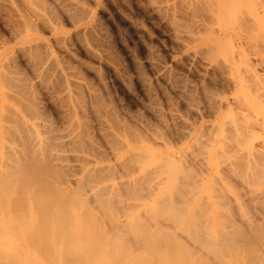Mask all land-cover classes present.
<instances>
[{"label": "rangeland", "instance_id": "obj_1", "mask_svg": "<svg viewBox=\"0 0 264 264\" xmlns=\"http://www.w3.org/2000/svg\"><path fill=\"white\" fill-rule=\"evenodd\" d=\"M242 50L243 54L247 55L252 71L255 69V76L244 70ZM249 76L251 78H248ZM258 77L261 79L258 80ZM263 83L264 0H0V161L2 155L5 162L8 160L9 163L16 164V166L10 164L13 169L10 165H6L5 168L14 173V169L18 170L15 167L18 166L19 171L16 172L22 177L24 174H30L29 170L32 168L31 173L34 176L28 178H36L39 173L40 175L46 173L49 177L52 176L50 178L51 181L54 180L52 184L68 185L69 189L73 188L75 191L77 186L78 190L84 193L85 188L94 186V183L101 184L100 180H104L107 175L109 177L106 180L125 178L135 169L133 165L140 158L137 156L138 151L144 152L151 148L161 157L165 155L172 158L174 155L173 158L180 168L185 163L191 166L190 168L184 166L182 174L179 173L177 184L180 183V186L178 190L173 189V192L176 191L172 198L173 202L177 201L175 206H183L185 201L187 204L188 201L198 202L201 200L200 197L205 195L201 198L207 199L206 211L212 208L211 211L215 213L211 214V218L225 217V222L229 223L230 218L231 220L238 218V215H234L237 214L236 210H239L237 207L240 206L241 200L244 208L241 206L242 211L240 209L238 212L255 208L256 214L249 210L250 212L247 211L248 213L244 215L249 214L252 220L250 215L252 213L253 220H256L264 209V198H259L263 202H259L258 199L259 208L254 199L256 198L254 194L259 193L261 188L263 189L260 193H264ZM248 107L250 111L247 110ZM12 114L15 115L13 118ZM241 125L243 131L239 127ZM228 127L230 131L227 130ZM239 128L243 137L237 135L239 132L237 134L234 132ZM231 130L238 137L232 134ZM249 131L251 134L252 131L255 133L250 141L246 138L250 139V134L247 133ZM221 133L224 138L226 136L225 139L221 137ZM232 135L240 140L238 142L233 139L237 143L235 146L234 142L230 141ZM225 140L227 142H223ZM221 144L223 148L220 150ZM14 145L18 147L17 149L22 148L20 150L24 153L12 150ZM218 146L222 156L218 153ZM227 146L228 149H236L235 153H231ZM226 149L231 155L235 154L231 160L238 158L236 160L240 161L239 164L236 162L232 166L233 162L230 163V159H226L231 156L229 152L230 156L226 155ZM39 151L40 155L44 156L40 164L36 162L40 161L37 157ZM170 153H173L172 156ZM214 154L222 158L225 155V159L220 158L218 161L219 164L222 163L221 166L218 165L217 170L209 173L206 163L202 162L204 159L207 161L210 156H215ZM244 155H247L246 158ZM251 155L255 156L254 160L256 159L251 165L249 161L247 165L239 159L241 157L246 160ZM252 158L250 161H253ZM16 159L18 162H15ZM4 160L1 161L3 164ZM226 160H229L228 163L233 168L229 169L231 166H226L228 164L224 162ZM2 163L0 165H3ZM87 169L91 170L88 172L91 176ZM156 170L159 169H154L155 172ZM252 172L256 175L254 176ZM202 176L208 177L210 181L201 183L198 180ZM76 178H81L82 182L80 180L76 184ZM148 178L141 183L137 182L142 186L136 191L140 193L137 195L138 201L145 199L139 195L145 196L150 189H155L154 179L149 176ZM95 179L100 182L97 183ZM216 179L221 184L218 181L217 183ZM143 182H147L148 185H144L148 191ZM84 183L86 185L82 189ZM131 184L124 185V190L127 191L129 188L128 190L132 191L127 192L132 193L137 187L134 186V182ZM138 184L135 185L139 186ZM222 184L227 187L226 190L221 187ZM249 184L250 189L247 187ZM199 186L210 189L211 198L208 194L202 195ZM187 188H190V191ZM196 189L201 191L197 196ZM120 190L123 191L121 187ZM126 191L121 193L122 196L127 193ZM177 192L179 197L176 195ZM187 192L191 195L186 194ZM229 192L232 196L228 197ZM186 197L195 199L187 201ZM91 199L89 198L87 202L94 206L95 203ZM230 201L237 202L239 206L236 203L235 206L233 202L231 204ZM223 202L226 204L221 206ZM202 203H199V206L201 205V212H204L205 207ZM123 206L124 204L122 208L119 207L120 210H124ZM217 206L219 210L221 209L218 214ZM232 209L235 212L233 214ZM258 209L261 210L258 212L259 215ZM200 214L196 218L202 221L206 215H203V218ZM248 216L242 217L246 219L243 220L247 221ZM236 220L238 224L243 223L240 218ZM242 227H239V230L245 229L247 235L248 232L249 234L254 232L252 228L250 232L248 225ZM260 231L261 234L264 233V230ZM245 233H241L243 237L251 238L252 240L248 241L255 242L253 236H245Z\"/></svg>", "mask_w": 264, "mask_h": 264}, {"label": "bare ground", "instance_id": "obj_2", "mask_svg": "<svg viewBox=\"0 0 264 264\" xmlns=\"http://www.w3.org/2000/svg\"><path fill=\"white\" fill-rule=\"evenodd\" d=\"M251 40H253V39H251ZM257 43H259V42H257ZM245 45H247V44H245ZM259 45H261V44L259 43ZM242 47H244V46H242ZM243 50H242L241 55H243V58H244L243 59L244 61L242 63V64H244V70H247L248 72H250V75H251V73H253L252 75L255 76L254 75L255 69H254V71H252V68L248 64V60L246 58L247 55L245 56L244 55L245 53L243 54ZM249 52H251V51H249ZM260 52H261V50H260ZM258 56H259V52H258ZM238 58L240 59L239 60V62H240L241 61L240 55L238 56ZM240 65H241V63H240ZM242 66H240V67L242 68ZM229 68H231V67L229 66ZM248 78H251V77L249 76ZM259 79H261V78L258 77V80ZM256 86H258V85H256ZM260 87H258V88H260ZM233 99H234V97H233ZM217 101H218V99H217ZM234 102H236V101H234ZM244 107H245V105H244ZM249 107L247 110L250 109ZM11 113H12V111H11ZM6 115H7V113H6ZM240 115H242V114H240ZM13 116H15V115L12 114V118H13ZM230 118H232V117H230ZM15 119H16V117H15ZM7 121H9V120L7 119ZM16 121H17V119H16ZM226 121H228V120H226ZM230 122H232V121H230ZM256 122H258V121H256ZM19 123L21 124V120ZM236 125H238V124H236ZM224 126H225V123H224ZM224 126H223V128H224ZM233 126L235 127V125H233ZM214 127H215V125H214ZM239 127L242 128V125ZM230 128H232V127H230ZM227 130H229V127ZM233 130H231V131L233 132ZM235 130L236 131H234V132H236V134H237L240 131V128L235 129ZM223 131H225V128ZM242 131H243V128H242ZM29 132H30V130H29ZM29 132H27V133L29 134ZM234 132L232 134H235ZM223 133H225V132H223ZM223 133H221L222 134L221 137L224 138ZM239 133L237 134L238 136L241 135V133L240 134ZM247 133L250 134V139H249V137H246V138L248 141H250L254 137L253 134H255V133H253V131H252V134L250 133V131ZM6 134H7V131H6ZM210 134L211 133H209V135ZM226 134H228V133H226ZM248 134L244 133V135H248ZM235 135L231 136V140L229 137H227V138H229L228 140L234 142L233 143L234 146L237 145V143L235 142L237 139H235L233 137ZM31 136L32 135H30L29 138ZM41 136H42V134H41ZM241 136L243 137V133ZM35 137H33V138H35ZM223 138H221V139H223ZM225 138H226V136H225ZM151 140H153V139H151ZM206 140L207 139H205V141ZM237 141L239 142L240 140H237ZM41 142H42V140H41ZM207 142H208V140H207ZM223 142H227V140H225ZM223 142H221V143L223 144ZM22 143L25 144L24 142H22ZM231 143L232 142H230V144ZM244 143H245V141H244ZM246 143H247V141H246ZM200 144H202V143L200 142ZM222 144L220 146L221 148L218 146V150H219V148H220V150L223 148ZM226 144H228V143H226ZM198 145H197V147L199 148ZM14 146H13L12 150H14V151L16 150L17 152H18V150L19 151L22 150V148L17 149L18 147L16 148V146L15 147ZM19 146H20V144H19ZM228 146H230V145H228ZM228 146H227V149H228ZM238 146H240L239 143H238ZM238 146H237V148H238ZM22 147H23V145H22ZM44 147H46V146H44ZM36 148H38V147L36 146ZM10 149H8V151ZM49 149H50V147H49ZM205 149H206V147H205ZM227 149H226L227 154L225 152V154L227 156H230L231 153H235L234 150H236V149H234V147H233L234 150L229 148L232 151L230 153V151H228L229 149L228 150ZM37 150H39V149H37ZM41 150H42V148H41ZM43 150H45V148ZM200 150H201V148H200ZM220 150H219V152L217 150L216 151L221 155ZM243 150H245V149H243ZM14 151H12V152L14 153ZM257 151H258V149H257ZM257 151H256V153H257ZM17 152L15 154H17ZM32 152H33V150H32ZM49 152L51 153V151H49ZM228 152L230 155L228 154ZM259 152H260V150H259ZM21 153H22V151H21ZM33 153H32V155H33ZM37 154H38V151H37ZM40 154H41V152L39 153V156H37L38 160H40V161L35 160L39 164L42 163L41 161L43 160L42 159L43 155L41 156ZM53 154H55V152ZM170 154L172 156L173 153H170ZM217 154H214L215 156H210V158H207V161H204V160H206V159H204L202 162V163H206L207 169H209V173H211L213 170H217L218 165L221 166V164H222V163L219 164L220 163L219 161L221 160L220 158H222V157H217ZM234 155L232 154L230 156V158L226 156L227 157L226 159H230V163L233 162L232 166H233V164H236V162H238V164L240 162V161L236 160L238 158L234 159L235 163H234V160H231V158L235 157ZM254 155H255V153H254ZM12 156H13V154H12ZM33 156H35V155H33ZM49 156H47V157H49ZM137 156L140 157L137 159L138 161L135 160L138 164L135 162V164H137V166L135 164L133 165L134 166L133 168H135L136 170L134 169L133 172L132 173L129 172V174L127 172L126 174H128V175H126L125 178H122L119 180H115V179L114 180L113 179L106 180V178L109 177L107 175V177H105L104 180L103 179L100 180L101 184L96 185V183H94L96 185L95 186L93 183L91 184V182H90V184L94 185V186H92L88 189L85 188V192L81 193L82 190H78V187L76 185L75 186H76L78 192L73 190V188L69 189L70 187H68V185L67 186H63V185L58 186L56 183L52 184V183H54L53 182L54 180L51 181V179H50V178H52V176L49 177L46 173L44 175L43 174L40 175V173H39L38 176L35 175L36 178H33V177L28 178V177L34 176L31 173L32 168H31V171L29 170L30 174H27L28 176L24 174V177H22L21 175H18L19 174V173H17L19 171L18 166L15 167L18 170L14 169L15 172L12 170L14 173H11L10 170L7 171L8 169L5 168V167H7L6 165H10L11 163H9V161L7 160L9 164L8 163L5 164L7 161L5 162V160L3 159L5 162L3 164L2 163L3 162L2 155H1V161L2 162L0 161V164L2 163L3 165H0V264H264V233H262L263 235L260 233L261 229H262V231L264 230V228H263L264 227V209H262V212L260 209H258L260 211H257V213L261 212L260 213L261 215H259V213H258L259 216L256 219L257 221L253 220L254 215L251 213L250 214L252 216V220H251V218L248 216L249 214L244 215L245 213L250 212L249 210H251V209H249V210L244 209V211L245 210L246 211L241 212L242 209L240 207L242 206V208H244L243 205H241V203H242L241 200H240V206L237 202H235L237 204V206H239V207H237V209H239V210L241 209L240 212L243 213V214H241L240 212H238L239 210H236L237 214L234 215V216L238 215V218H236V219L240 218V220H242L241 222H243V223L246 222L245 224L242 223L243 225L250 226L248 229L252 228L254 230V232L257 231V233H260V234H257V233L255 234L250 229V232H252V233L249 234V232H248V235H247L245 233V229H243V230L241 229L242 232H241V230H239V227L241 228L243 225L238 224V222L235 218H233L234 220H231V218H230L231 221L229 220V223L225 222L226 221L225 217H222V219H220L219 216H218L219 219L211 218V214H215V213H213L211 211L212 208L209 209L211 212L208 210L206 211V206L208 204L207 199L201 198L203 196L205 197V195H203V194H208V197L211 198L210 189H203L202 187L199 186V189H201L202 195H203L200 197L201 200L197 198V200H200V201H198V202L196 201L195 203H193V202L190 203V201H188V200H190L191 198L186 197L188 204L185 201V199H183L185 201L184 202L185 204H182L183 206L177 207V205L176 206L174 205L175 202L177 203V201H175V202L172 201V200H174V199H172L173 193L175 194V192H176V191L173 192V189H177L178 186H180L179 185L180 183L179 184H177V183L179 182V180H178L179 175H180L179 173H181L182 168H184V166L190 168L191 166H187V164L184 162L186 165L183 163L184 165H182L181 166L182 168H180L178 163H176L174 158H173L174 155L172 156V158L171 157H165V155H164V157H161L158 155L157 151H155L151 148H147L144 152L138 151ZM246 156L244 155L243 157L246 158ZM8 157L10 160L9 155H8ZM8 157H6V158H8ZM14 157L16 158L15 155H14ZM224 157H225V155L223 156L222 160L225 159ZM252 157H253V155L249 156L246 160L241 159V157L239 159L243 160L242 162L246 163L247 165L250 162V165H251V162L256 161V159L254 160L255 156L253 158ZM15 158H13V159H15ZM51 158H53V157H51ZM63 158H65V157H63ZM251 158L253 159V161H250ZM198 159H196V160H198ZM228 161L226 160L224 162H226V164H227ZM15 162H18V159H16ZM182 162H183V159H182ZM188 162H189V160H188ZM242 162H241V164H242ZM20 163H18V165ZM58 164H59V162H58ZM256 164H257V162H256ZM11 165H13V163ZM11 165H10V167H11ZM28 165H30V164H28ZM41 165H39V166H41ZM61 165H63V163ZM13 166H16V164H14ZM39 166H36V167H39ZM223 166H224V164H223ZM226 166L229 167L231 165H229V163H228ZM232 166L229 169L233 168ZM204 167H205V165H204ZM11 168L13 169L14 167H11ZM40 168H42V166ZM106 168H107V166H106ZM255 168H256V166H255ZM28 169H30V166ZM154 169H159V170L158 171L156 170V172H155ZM203 169H204V173H205V168H203ZM207 169H206V171H207ZM225 169H226V167H225ZM263 169L264 168H262V170ZM41 170H43V169H41ZM87 170H85V174H86V171H87V173L91 172V170H89V169H87ZM151 170H153V171H151ZM185 170L187 171V169H185ZM190 170H192V168L189 169V172H190ZM102 171H104V170H102ZM183 171H184V169H183ZM235 171H233V173ZM252 171H254V170H252ZM5 172L8 175L11 174L9 176V178H7L8 175ZM38 172H41V171L38 170ZM92 172H94V171L92 170ZM149 172H150V174H149ZM152 172L153 173L155 172V173L153 174ZM243 172H244V170H243ZM261 172H263V171H261ZM26 173H27V171H26ZM111 173H112V171H111ZM252 173L254 174L255 172H252ZM20 174H21V171H20ZM50 174L51 173H49V175ZM88 174H89V176H91L90 173H88ZM122 174H124V173H122ZM262 174H264V172ZM82 175H84V174H82ZM214 175L215 174H213V176ZM226 175H227V173H226ZM255 175L256 174H254V176ZM99 176H100V174H99ZM148 176L151 177L152 179H154L155 186H153V187L155 189H153V190L150 189V191L147 192V194H146V192H144L146 194L145 196L139 195L142 198L145 197V199L138 201L137 195L140 193L136 192V191L138 190V188H140L142 186H141V184L139 185L137 182L139 181V183H141L142 180L145 181L148 178ZM234 176H235V174H234ZM115 177H117V176H115ZM249 177H250V175H249ZM262 177H263V175H262ZM262 177H261V179H262ZM82 178H84V176ZM151 178H150V180H151ZM198 178L199 177H197V180H198ZM250 178H248V179L251 180ZM253 178H255V177H253ZM217 179L215 181L216 182L218 181L219 184H221L220 181ZM75 180H76V182L75 181L74 182L77 184V182L80 181L81 178H78V179L76 178ZM150 180H149V182H150ZM208 180L210 181V179L208 177L202 176V177H200V180H198V181H201V183H202V182H205ZM255 180H256V178H255ZM258 180H259V178H258ZM94 181H96V179ZM100 181H98V182H100ZM81 182H82V180H81ZM84 182H85V180H84ZM133 182L135 184L139 185V186H137L134 184V186L137 187V188H135L136 190L134 189L135 193H137V194L133 193L134 191L132 193L127 192V191H132V190H128L129 189L128 187H127L128 188L127 191L124 190V185L130 186V184ZM190 182H191V180H190ZM146 183L147 182H143V186L148 185ZM211 183H213V182H210V184ZM226 183H227V181H226ZM144 184H146V185H144ZM250 184L247 186L248 188H249ZM255 184L256 183H253V185H255ZM84 185H86V184L85 183L83 184L82 189H84ZM88 185L89 184H87V186ZM175 185H177V187ZM212 185H215V184L213 183ZM245 185H247V184H245ZM218 186H220V185H218ZM120 187L123 189V191L120 190ZM221 187H223L224 189L227 188L224 184H222ZM125 188H126V186H125ZM132 188H133V186H132ZM146 188H147V186H146ZM149 188H151V187H149ZM209 188H210V185H209ZM216 188H217V186L215 187V189ZM218 188H220V187H218ZM256 188H258V187H256ZM86 189H87V191H86ZM187 189L189 190L190 188H187ZM199 189L195 190L196 196L201 193V191ZM261 189H263V188H261ZM261 189H260V192H262ZM148 190L149 189L147 188V191ZM212 190H214V189H212ZM218 190H221V189H218ZM79 191H80V193H79ZM119 191H120V194H119ZM124 191L127 192L126 194L128 197L126 196L125 193L124 194L126 197L124 196V194H123L124 197L122 196L121 193ZM140 191L142 192L141 189H140ZM214 191L217 192L216 190H214ZM223 191H220V192L223 193ZM193 192H192V194L195 195V193H193ZM260 192L256 193V194L253 193L254 195H256V198H254V199H256V201H257V208H259L258 207L259 206L258 201L259 200H260L259 202L262 201L259 198H264V193H260ZM128 193H131V194L128 195ZM178 193L179 192H177L176 195H178ZM225 193H227V192H224V194ZM183 194L184 193H182V195ZM186 194L189 195V192H187ZM217 194H215V195H217ZM259 194H261V195H259ZM176 195H174V196H176ZM220 195H222V194H220ZM230 195H231V193L229 192L228 197ZM87 196H89L90 199L92 198L91 201L92 200L94 201V203H95L94 206L88 204L89 202H87V201H89L88 200L89 198L87 199ZM196 196H193V197L196 198ZM212 196H214V194ZM225 196L226 195H224V197ZM251 196L253 197V195H251ZM121 197H123L125 200L124 199L122 200ZM178 197H179V195H178ZM178 197H175V198H178ZM193 197H192V199H195ZM241 197H243V196H241ZM180 198H182L181 195H180ZM180 198H178V199H180ZM220 198H222V197H220ZM232 198H229V199L233 200ZM131 200H136V201L132 202ZM203 201H205V202L202 203ZM233 201H230L231 204ZM256 201L254 204H256ZM199 203H202V206L205 207V208H203V209H205V211L201 208L204 212H201V210H200L201 205L199 206ZM235 203H234V205H235ZM249 203H251V202H249ZM118 204H120V205L124 204V206H123L124 210L122 209L123 212H121L122 210H120L122 208L121 207L122 205L116 206ZM223 204H226V203L223 202L222 205H221V203L219 205L223 206ZM244 204H245V202H244ZM252 204H250V205H252ZM214 206L216 207V204ZM229 206H230V203H229ZM245 206H246V208L248 207L247 205H245ZM119 207H121V208H119ZM228 207H227V209H228ZM230 207H232V205ZM262 207H263V204H262ZM207 208H209V207H207ZM220 210L217 206L216 213L218 211L220 213ZM254 211H255V208H254V210H251V212H254ZM226 212L227 211H225V214H226ZM182 213H183V215H181ZM200 213L202 214L203 218H204L203 215H206L204 219L202 218L203 219L202 221L200 218H196V217H198V215ZM223 213H224V210H223ZM231 213L232 214L235 213L233 211V209H232ZM238 213H240V214H238ZM196 214H197V216H196ZM201 214H200V216H201ZM239 215H241V217H239ZM242 215L249 217L247 219V221L243 220L245 218H242V217H244ZM231 216H233V215H231ZM227 221H228V218H227ZM236 222H237V224H236ZM240 225H242V226H240ZM248 229H246V231ZM241 233H245L246 234L245 236H249V237L253 236L255 238L254 239L255 242L254 241L250 242L252 239L243 237L244 235L242 236ZM248 239L250 241H248ZM253 244H255V245H253Z\"/></svg>", "mask_w": 264, "mask_h": 264}]
</instances>
